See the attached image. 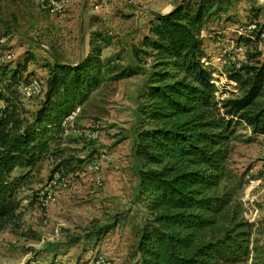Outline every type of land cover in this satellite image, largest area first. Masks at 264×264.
Wrapping results in <instances>:
<instances>
[{"label":"trees","instance_id":"obj_1","mask_svg":"<svg viewBox=\"0 0 264 264\" xmlns=\"http://www.w3.org/2000/svg\"><path fill=\"white\" fill-rule=\"evenodd\" d=\"M224 1L230 2L179 0L169 12L154 13L132 47L136 67L116 75L133 76L143 57L154 59L141 110L148 122L133 148L140 163L137 196L146 211L134 232L135 264H246L250 257L252 224L221 185L236 126L264 135V62L230 72L236 92L221 98L214 71L203 62L208 56L200 32ZM52 57L34 111L19 92L31 76V58L0 65V232L18 217V194L30 185L33 170L59 155L63 120L111 71L101 46L92 45L74 62Z\"/></svg>","mask_w":264,"mask_h":264},{"label":"rangeland","instance_id":"obj_2","mask_svg":"<svg viewBox=\"0 0 264 264\" xmlns=\"http://www.w3.org/2000/svg\"><path fill=\"white\" fill-rule=\"evenodd\" d=\"M120 1L125 3L67 0L63 12L51 13L37 0H0L3 62L14 66L31 58L28 72L44 86L46 65L53 62L54 53L76 61L79 41L85 39L82 30L86 46H101L102 58L111 67L104 82L78 106L75 122L80 130L99 129V138L89 140L71 131L64 136L57 158L45 159L33 170L30 185L18 194V217L0 232V264H97L99 257L111 264H135L134 232L146 211L137 196L140 163L133 148L148 122L141 110L154 59L143 57L135 75L116 79L121 70L136 67L131 50L148 30L147 22L138 30L120 26L130 22L117 5ZM108 5L114 13L107 20L98 13ZM222 9L204 22L200 36L223 99L236 92V84L227 78L230 72L264 62V0L224 1ZM224 51L226 58L234 55L225 65L218 60ZM42 98L43 93L21 100L34 111ZM228 146L221 186L232 191L233 205L252 224V251L246 264H264V135L253 134L241 123ZM93 161L100 165L101 185L95 183ZM58 165L69 187L56 185L53 200L43 206L37 192Z\"/></svg>","mask_w":264,"mask_h":264},{"label":"built area","instance_id":"obj_3","mask_svg":"<svg viewBox=\"0 0 264 264\" xmlns=\"http://www.w3.org/2000/svg\"><path fill=\"white\" fill-rule=\"evenodd\" d=\"M109 0H101V2H107ZM41 8L51 12V13H61L64 11L67 0H39ZM95 8H98V6H95ZM254 27V26H252ZM226 51L222 52L220 56L218 57V60L223 64L229 63V60H234L233 56H226L224 55ZM1 57V56H0ZM203 62L206 66L212 67V64L208 58H203ZM2 60H0V65L4 64ZM213 73V76L215 78V83L219 87L218 81L216 80L217 76ZM236 84L235 82H233ZM221 88V87H219ZM43 82L39 80L37 77H30L27 82L19 84V92L20 97H32L34 95H38L43 93ZM217 95L220 96V93L217 92ZM80 107H77L69 116H67L63 122V128H64V136L66 137L71 131L76 134L78 137H84L89 140H95L99 138L100 131L97 128H88L85 130H80L76 128L75 122L77 117L79 116ZM92 170L95 172V183L98 185L102 184V176L100 173V165L93 161L91 165ZM58 185L60 188H68L69 182L67 177L64 175V172L62 170H58L54 173L53 177L50 179V181L40 190L37 192L38 199L41 203V205L45 206L50 201L53 200L56 190L55 187ZM55 264H65L64 262H56ZM97 264H111L109 261H106L102 257H99L97 259Z\"/></svg>","mask_w":264,"mask_h":264},{"label":"crops","instance_id":"obj_4","mask_svg":"<svg viewBox=\"0 0 264 264\" xmlns=\"http://www.w3.org/2000/svg\"><path fill=\"white\" fill-rule=\"evenodd\" d=\"M38 1L39 0H37V2ZM176 1L178 2L179 0H125L124 4L123 2L120 1V3L119 2L117 3V5H119V7H121V9H123L125 13L129 15L130 17L129 18L130 22L128 25L120 23V26H123L124 28H127V29L132 27L138 30L139 27L141 28L142 26H144L146 22L148 25L149 20L152 19L154 13L163 14V13H166L172 10L177 3ZM231 1L236 2V0H231ZM99 7H102V6H99ZM102 11L103 12L98 13L100 17L107 19V20L112 18V15L114 12L113 10H111V5L110 6L108 5L102 8ZM86 23H88L87 20H86ZM81 35L85 39H87V36L83 34L82 30H81ZM85 39H83L84 40L83 41L81 38V40L79 41V48L77 49L78 52H77L76 61L84 57L90 51V46H86ZM82 42L84 43V46H82ZM54 54L59 56V53L57 52ZM64 60L66 59L64 58Z\"/></svg>","mask_w":264,"mask_h":264},{"label":"water","instance_id":"obj_5","mask_svg":"<svg viewBox=\"0 0 264 264\" xmlns=\"http://www.w3.org/2000/svg\"><path fill=\"white\" fill-rule=\"evenodd\" d=\"M177 2V1H176ZM85 5H86V1H85ZM85 5H84V7H85Z\"/></svg>","mask_w":264,"mask_h":264}]
</instances>
